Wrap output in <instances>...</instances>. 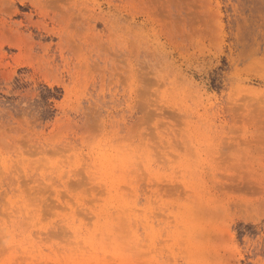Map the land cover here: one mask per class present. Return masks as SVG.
Listing matches in <instances>:
<instances>
[{
  "label": "rangeland",
  "instance_id": "374dc122",
  "mask_svg": "<svg viewBox=\"0 0 264 264\" xmlns=\"http://www.w3.org/2000/svg\"><path fill=\"white\" fill-rule=\"evenodd\" d=\"M0 264H264V0H0Z\"/></svg>",
  "mask_w": 264,
  "mask_h": 264
}]
</instances>
